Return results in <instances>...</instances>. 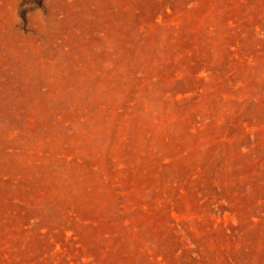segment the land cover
<instances>
[{
    "label": "rangeland",
    "instance_id": "rangeland-1",
    "mask_svg": "<svg viewBox=\"0 0 264 264\" xmlns=\"http://www.w3.org/2000/svg\"><path fill=\"white\" fill-rule=\"evenodd\" d=\"M0 264H264V0H0Z\"/></svg>",
    "mask_w": 264,
    "mask_h": 264
}]
</instances>
